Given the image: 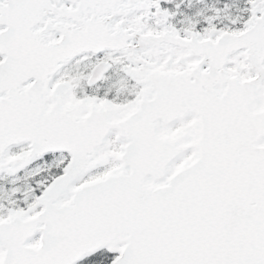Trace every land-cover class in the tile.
Returning <instances> with one entry per match:
<instances>
[{"label":"snow or ice","instance_id":"1","mask_svg":"<svg viewBox=\"0 0 264 264\" xmlns=\"http://www.w3.org/2000/svg\"><path fill=\"white\" fill-rule=\"evenodd\" d=\"M0 264H264V0H0Z\"/></svg>","mask_w":264,"mask_h":264}]
</instances>
